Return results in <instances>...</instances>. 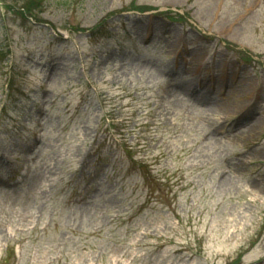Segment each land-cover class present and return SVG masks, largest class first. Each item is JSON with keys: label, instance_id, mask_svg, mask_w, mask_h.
I'll return each mask as SVG.
<instances>
[{"label": "rangeland", "instance_id": "obj_1", "mask_svg": "<svg viewBox=\"0 0 264 264\" xmlns=\"http://www.w3.org/2000/svg\"><path fill=\"white\" fill-rule=\"evenodd\" d=\"M36 17L0 8V264H264V0Z\"/></svg>", "mask_w": 264, "mask_h": 264}, {"label": "trees", "instance_id": "obj_2", "mask_svg": "<svg viewBox=\"0 0 264 264\" xmlns=\"http://www.w3.org/2000/svg\"><path fill=\"white\" fill-rule=\"evenodd\" d=\"M5 3L4 0H1ZM46 0H16V2H11L7 8H10L17 15L21 16L26 20H30L32 16L36 15V12H41Z\"/></svg>", "mask_w": 264, "mask_h": 264}, {"label": "bare ground", "instance_id": "obj_3", "mask_svg": "<svg viewBox=\"0 0 264 264\" xmlns=\"http://www.w3.org/2000/svg\"><path fill=\"white\" fill-rule=\"evenodd\" d=\"M215 84H217V83L214 82V85H215ZM178 89H179V88H178ZM262 181H263V179H262Z\"/></svg>", "mask_w": 264, "mask_h": 264}]
</instances>
